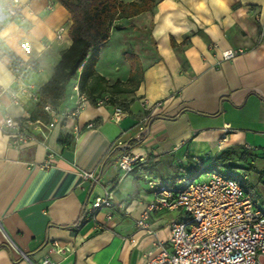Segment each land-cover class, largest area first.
Here are the masks:
<instances>
[{
    "label": "crops",
    "instance_id": "obj_1",
    "mask_svg": "<svg viewBox=\"0 0 264 264\" xmlns=\"http://www.w3.org/2000/svg\"><path fill=\"white\" fill-rule=\"evenodd\" d=\"M19 1L20 17H10L8 0H0V124L8 116L48 123L35 101L23 96L17 105L2 90L29 86L39 94L71 45V19L56 2ZM155 2L152 11L112 21L76 117H65L74 106L71 80L64 98L49 105L56 122L37 136L42 144L16 148L0 130V264H40L46 257L54 264H145L184 216L181 209L154 211L151 233L137 229L152 200L147 178L172 183L223 153L249 184L247 194L255 190L264 201V0H224L225 7L217 0ZM236 48L243 52L221 59ZM124 50L136 56L133 73ZM12 56L34 63L19 80L8 67ZM156 102L162 106L151 109ZM114 107L126 112L119 123L110 119ZM245 146L258 150L249 154ZM125 149L146 162L122 176L116 161ZM104 191L114 205L90 215ZM51 241L70 251L55 253Z\"/></svg>",
    "mask_w": 264,
    "mask_h": 264
},
{
    "label": "built area",
    "instance_id": "obj_2",
    "mask_svg": "<svg viewBox=\"0 0 264 264\" xmlns=\"http://www.w3.org/2000/svg\"><path fill=\"white\" fill-rule=\"evenodd\" d=\"M20 5L19 0H8L5 7L8 16L20 17ZM242 52L240 48L225 50L221 52V59L229 60ZM8 67L19 80L23 72L34 67V63L20 61L12 56ZM2 92H9L12 103L17 105L21 104L23 96L35 102L38 100V95L29 86L22 87L16 93L6 89ZM70 94L74 98V106L65 117L74 118L86 104L87 98L80 91L77 81L71 87ZM103 101H98L97 105L103 104ZM161 106V102H156L150 108L157 109ZM113 109L110 119L119 123L126 112L119 107ZM42 110L50 116V122L43 123L28 118L19 120L11 116L3 119L0 130L12 146L22 148L43 143L37 136L45 137L52 130L56 122V111L47 104ZM93 126L88 124L89 128ZM139 129L143 133L145 125H141ZM125 148L128 150V146ZM244 148L249 154L258 150L248 146ZM260 151L264 153V148ZM47 157L52 158L48 151ZM145 162L144 154L125 151L116 161V166L124 176L134 172ZM47 166L48 161H45L42 167ZM200 173L202 172L197 175ZM195 177L186 174L172 183L155 177L147 179L146 187L152 200L145 205L136 220L137 229L151 233L147 219L154 211L181 209L184 216L179 222L170 225L166 246L158 245V252L145 264H264V209L251 199L233 177L210 170L205 181L193 184ZM83 178L94 181L93 173H83ZM113 205V196L104 191L91 202L89 214L94 215L101 208L109 209ZM49 244L55 253L65 254L70 251L69 248L58 247L55 241ZM40 264L54 263L46 257Z\"/></svg>",
    "mask_w": 264,
    "mask_h": 264
},
{
    "label": "trees",
    "instance_id": "obj_3",
    "mask_svg": "<svg viewBox=\"0 0 264 264\" xmlns=\"http://www.w3.org/2000/svg\"><path fill=\"white\" fill-rule=\"evenodd\" d=\"M56 2L69 13L71 25L68 37L71 45L62 53L60 61L54 66L50 79L39 89L36 109L42 110L44 105H52L54 101L64 98L65 90L71 80H77L80 91H84L89 79L95 75V64L99 59L100 50L106 44L111 23L121 17H134L142 12L152 11L155 0H133L123 3L121 0H50ZM123 55L131 66V71L137 68L136 56L129 51ZM54 106V104H53ZM126 149L124 150V152ZM229 153L213 158L209 166L198 167L194 177L199 172L225 169L223 174L233 177L239 185L249 192L250 186L242 177H235L237 167L231 163ZM209 170H206V169ZM83 219L80 216L75 226L78 227Z\"/></svg>",
    "mask_w": 264,
    "mask_h": 264
},
{
    "label": "rangeland",
    "instance_id": "obj_4",
    "mask_svg": "<svg viewBox=\"0 0 264 264\" xmlns=\"http://www.w3.org/2000/svg\"><path fill=\"white\" fill-rule=\"evenodd\" d=\"M206 170H209V169L207 168ZM213 171H215V170H213ZM208 172H210V171H204V172L200 173L199 175H197V176L195 177L196 179L194 180V183H193V184H196V183H198V182H203V181H205L206 178H207V174H208ZM216 172H218V173H220V174H223V173L225 172V169L223 170V169H221V168H218V170H217ZM184 175H185V174L182 173V174L180 175V177H181V176H184ZM234 176H235V177H238V176H239V177H242V175L240 174V170H239V169L235 171ZM147 179H148V178H147ZM250 196H251L252 198H256V200H258L259 204L264 205V204H262V203H264V201H262V198L260 197V195H259L255 190H253V191L250 192Z\"/></svg>",
    "mask_w": 264,
    "mask_h": 264
},
{
    "label": "clouds",
    "instance_id": "obj_5",
    "mask_svg": "<svg viewBox=\"0 0 264 264\" xmlns=\"http://www.w3.org/2000/svg\"><path fill=\"white\" fill-rule=\"evenodd\" d=\"M217 2L219 3V5L221 7H225V2L224 0H217ZM199 7H203V4L199 5ZM0 84H3V80H0Z\"/></svg>",
    "mask_w": 264,
    "mask_h": 264
},
{
    "label": "water",
    "instance_id": "obj_6",
    "mask_svg": "<svg viewBox=\"0 0 264 264\" xmlns=\"http://www.w3.org/2000/svg\"><path fill=\"white\" fill-rule=\"evenodd\" d=\"M157 119H160V118H162V117H160V116H157L156 117ZM154 118H152L149 122H148V125H147V131H146V134L145 135H148V133H149V130H150V126H151V121L153 120Z\"/></svg>",
    "mask_w": 264,
    "mask_h": 264
}]
</instances>
